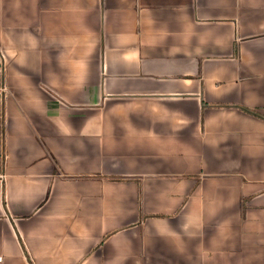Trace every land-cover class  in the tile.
I'll return each mask as SVG.
<instances>
[{"label":"crops","instance_id":"0c3cea01","mask_svg":"<svg viewBox=\"0 0 264 264\" xmlns=\"http://www.w3.org/2000/svg\"><path fill=\"white\" fill-rule=\"evenodd\" d=\"M264 0H0V264H264Z\"/></svg>","mask_w":264,"mask_h":264},{"label":"trees","instance_id":"16d2710c","mask_svg":"<svg viewBox=\"0 0 264 264\" xmlns=\"http://www.w3.org/2000/svg\"><path fill=\"white\" fill-rule=\"evenodd\" d=\"M238 106H239L242 110H244V111H246V112H249V113L255 114V115L259 116V117L264 118V114L261 113V112H259V111H257V110H255V109L249 108V107H247V106H242V105H238Z\"/></svg>","mask_w":264,"mask_h":264},{"label":"built area","instance_id":"2783aa9c","mask_svg":"<svg viewBox=\"0 0 264 264\" xmlns=\"http://www.w3.org/2000/svg\"><path fill=\"white\" fill-rule=\"evenodd\" d=\"M26 264H34V262L32 260H28Z\"/></svg>","mask_w":264,"mask_h":264}]
</instances>
